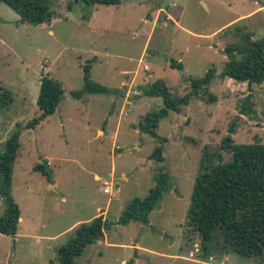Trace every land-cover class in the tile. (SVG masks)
I'll use <instances>...</instances> for the list:
<instances>
[{"label": "rangeland", "instance_id": "rangeland-1", "mask_svg": "<svg viewBox=\"0 0 264 264\" xmlns=\"http://www.w3.org/2000/svg\"><path fill=\"white\" fill-rule=\"evenodd\" d=\"M165 1L87 6L51 0L62 19L51 27L22 23L11 8L0 5V95L7 90L12 96L11 104L0 109V154L16 125L39 114L35 98L43 75L50 74L64 91L54 115L21 133L12 196L24 222L18 236L0 234V264H59V249L98 214L105 217L104 237L89 245L77 264H264V256L235 253L221 234L203 242L186 224L204 153L214 157L213 164L231 159L222 149L230 126L235 124V143L264 144V83L251 92L248 83L219 77L229 62L223 52L227 45L246 35L264 39V16L256 14L264 0H173L171 20L156 10ZM158 14L162 20L154 27ZM242 16L250 18L242 21ZM93 53L99 58L92 64V79L112 92L74 99ZM140 58L152 65L153 74L141 71L131 93L117 90L124 79L120 72H133ZM179 60L183 74L171 67ZM212 68L214 81L191 99L189 110L182 107L183 112H170L160 122L158 138L134 130L148 113L164 107L162 98L137 95L143 86L163 81L181 97L192 91V80ZM128 95L132 104L123 107ZM248 96L255 111L250 116L240 112ZM187 113L192 118L183 120ZM160 143L163 162L152 158ZM38 166L44 168L38 171ZM160 169L170 176L168 189L148 221L120 224L127 206L156 186ZM5 211L0 196V218Z\"/></svg>", "mask_w": 264, "mask_h": 264}, {"label": "trees", "instance_id": "trees-1", "mask_svg": "<svg viewBox=\"0 0 264 264\" xmlns=\"http://www.w3.org/2000/svg\"><path fill=\"white\" fill-rule=\"evenodd\" d=\"M84 5H119L121 0H76ZM11 8L22 23L32 26H50L62 20L51 0H0ZM240 40L227 45L224 53L229 59L224 71L219 75L223 80L248 83L249 90L254 85L264 83V39L255 41L252 35L240 36ZM92 62L83 67V88L72 92V97L81 99L86 94H109L112 91L92 79ZM173 68L182 70L181 64L171 62ZM216 78V70L210 69L202 78L191 81L192 91L176 97L163 81L147 85L145 96L162 98L164 107L158 112L148 113L138 125L143 134L158 138L160 122L170 112L179 113L188 106L193 97H200V90L209 86ZM40 92L37 99L39 114L25 125L17 124V130L5 142L0 154V196L6 205L4 216L0 218V234L16 236L19 230L20 209L12 196V175L20 150L21 133L36 129L44 120L55 114L64 95L62 84L50 74L41 77ZM246 97L241 114L250 116L255 111ZM210 101L216 98L211 95ZM12 102L11 93L5 90L0 95V109ZM235 124L229 128V135L222 141V149L231 156L229 161L213 164L210 153L205 152L201 173L196 177L191 204L187 215V227L191 226L203 242L214 241L221 234L224 242L235 253L245 257L264 256V144H237L233 139ZM162 143V142H161ZM158 145L152 158L163 162V147ZM44 168L41 166V169ZM40 166L37 170L40 171ZM155 176L156 186L143 200L135 199L123 211L119 223L127 225L135 221L147 222L150 213L156 208L162 195L168 189L170 176L161 169ZM106 221L103 215L83 223L75 230L73 240L58 251L59 264H77L85 249L104 237ZM185 227V234L187 232ZM188 237V234H186Z\"/></svg>", "mask_w": 264, "mask_h": 264}, {"label": "crops", "instance_id": "crops-1", "mask_svg": "<svg viewBox=\"0 0 264 264\" xmlns=\"http://www.w3.org/2000/svg\"><path fill=\"white\" fill-rule=\"evenodd\" d=\"M172 1L173 0H170V3L172 4ZM255 4L256 5H259L260 4V2L258 3L257 1L255 2ZM259 12H257L256 14H263V16H264V6H260L259 7ZM257 10V11H258ZM159 12H161V11H159ZM251 16H254V15H250V17ZM176 17H178V16H176ZM250 17H240L239 19H242V18H244L242 21H245V20H247V19H249ZM171 18V16H170V11H169V8H168V10H164V12H163V19H165V20H171L170 19ZM160 20H162V19H160V16H159V14L156 16V18L153 20V26L155 27L159 22H160ZM21 22V21H20ZM57 22V21H56ZM56 22H53L49 27H51V26H53V24L54 23H56ZM90 24H92V22L90 23ZM166 24V23H165ZM94 25L96 26V24L94 23ZM92 55H94V58H91L90 60H93V62H92V64L93 63H95L96 61H97V59L99 58V56H98V54L97 53H93ZM146 55V54H145ZM142 57H143V55H142ZM144 58H145V56H144ZM90 60H88V61H90ZM131 61H134V59L132 58V59H130ZM145 63V60L144 59H142V58H140L139 59V61H138V63H137V68L133 71V72H131V71H129V70H122L121 72H120V76H122L124 79L122 80V82H120V84H119V89H117V90H125V89H128L129 91H130V93H131V90H133L136 86H137V84H136V82H137V78H138V76H139V74H140V72L142 71H149V72H151L152 74H153V67H152V65L151 64H146L145 66H144V70H142V66H143V64ZM177 64H182V62H181V60H179V62H177ZM172 67V66H171ZM173 68V67H172ZM179 70V69H178ZM181 72V74H183V69L182 70H180ZM229 79H226L225 81H228ZM41 79L38 81V87H37V94H36V98H35V102L37 103V99H38V96H39V92H40V89H39V86H40V84H41ZM147 86V85H146ZM146 86H143V88L139 91V92H136V93H138L137 95H139V94H141V93H143L142 91H143V89L146 87ZM168 86V85H167ZM104 87H106V86H104ZM169 87V86H168ZM108 88V87H107ZM170 88V87H169ZM108 89H110V90H112L113 88H108ZM116 89V88H115ZM87 95H90V94H87ZM93 95H98V94H93ZM145 96V95H144ZM145 97H147L148 98V96H145ZM129 95L128 96H126L123 100H124V104H123V107H126V106H130L131 104H132V102L131 101H129ZM144 98V97H143ZM143 98L141 97L140 99H139V101L141 102V103H143ZM152 98V97H151ZM75 99V98H74ZM184 108H186L187 110H189V108H190V103H189V105L188 106H184ZM124 109V108H123ZM181 112H183L182 111V109H181V111L179 112V113H181ZM177 113V112H176ZM170 114V113H169ZM124 115H128V113L127 112H125L124 111ZM185 115H187V116H184L183 117V120H185V119H189V118H192V116H189V113H187V114H185ZM141 123V122H140ZM139 123V124H140ZM139 124H135L134 126H133V128H134V130L137 132V130H139L138 129V125ZM99 135L102 133L103 135H102V137L103 136H105L106 135V132L104 131V130H102V129H100L99 130ZM143 134V133H142ZM128 151H131L130 149H128ZM112 176L113 175H110L109 176V179H111L112 178ZM96 179L97 180H99L100 179V177L97 175L96 176ZM108 179V180H109ZM116 184L114 183L113 184V186H115ZM52 189L54 188V187H51ZM14 198V197H13ZM15 201V200H14ZM102 213V212H101ZM99 216H101V214H98L96 217H99ZM95 217V218H96ZM103 217H104V215H103ZM104 220H105V217H104ZM24 222V219H23V217L21 216V211H20V219H19V224L20 223H23ZM18 232L20 233V229L18 230ZM18 233V234H19ZM18 234L16 235V236H18Z\"/></svg>", "mask_w": 264, "mask_h": 264}, {"label": "water", "instance_id": "water-1", "mask_svg": "<svg viewBox=\"0 0 264 264\" xmlns=\"http://www.w3.org/2000/svg\"><path fill=\"white\" fill-rule=\"evenodd\" d=\"M170 4V0H166L164 4L158 6L156 8V10H168V5ZM43 165L45 166V168L47 169L48 173L50 174V177L52 178L53 177V174H52V171L50 169V166L48 164V161L47 160H44L43 161ZM105 179H109V176H106ZM131 264V263H129Z\"/></svg>", "mask_w": 264, "mask_h": 264}, {"label": "built area", "instance_id": "built-area-1", "mask_svg": "<svg viewBox=\"0 0 264 264\" xmlns=\"http://www.w3.org/2000/svg\"><path fill=\"white\" fill-rule=\"evenodd\" d=\"M197 251H198V249H197Z\"/></svg>", "mask_w": 264, "mask_h": 264}]
</instances>
